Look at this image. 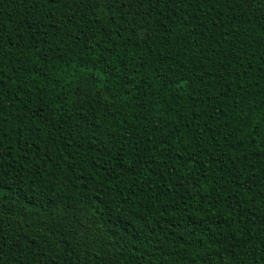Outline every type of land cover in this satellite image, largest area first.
Masks as SVG:
<instances>
[{"label":"trees","instance_id":"1","mask_svg":"<svg viewBox=\"0 0 264 264\" xmlns=\"http://www.w3.org/2000/svg\"><path fill=\"white\" fill-rule=\"evenodd\" d=\"M0 264H264V0H0Z\"/></svg>","mask_w":264,"mask_h":264},{"label":"snow or ice","instance_id":"2","mask_svg":"<svg viewBox=\"0 0 264 264\" xmlns=\"http://www.w3.org/2000/svg\"><path fill=\"white\" fill-rule=\"evenodd\" d=\"M0 180H2V177H0Z\"/></svg>","mask_w":264,"mask_h":264}]
</instances>
